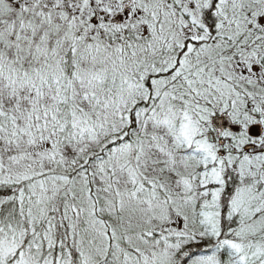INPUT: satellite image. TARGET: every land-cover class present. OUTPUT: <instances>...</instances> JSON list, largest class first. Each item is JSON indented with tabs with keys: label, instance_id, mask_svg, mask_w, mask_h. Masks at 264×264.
<instances>
[{
	"label": "snow or ice",
	"instance_id": "6c2138e0",
	"mask_svg": "<svg viewBox=\"0 0 264 264\" xmlns=\"http://www.w3.org/2000/svg\"><path fill=\"white\" fill-rule=\"evenodd\" d=\"M0 264H264V0H0Z\"/></svg>",
	"mask_w": 264,
	"mask_h": 264
}]
</instances>
